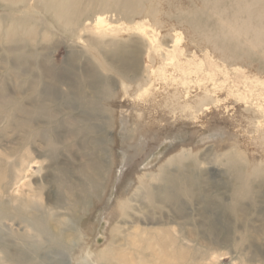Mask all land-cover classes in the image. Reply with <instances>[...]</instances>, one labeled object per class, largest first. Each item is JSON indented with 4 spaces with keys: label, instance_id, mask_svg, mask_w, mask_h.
<instances>
[{
    "label": "rangeland",
    "instance_id": "1",
    "mask_svg": "<svg viewBox=\"0 0 264 264\" xmlns=\"http://www.w3.org/2000/svg\"><path fill=\"white\" fill-rule=\"evenodd\" d=\"M44 1L23 0L24 4L8 7L3 0H0V17L4 16L3 13L6 17L7 12L18 15H33L41 10L38 13L39 16L47 20L43 27H38V29L46 31L45 28L49 27L50 35L41 33V36L47 35L46 38L51 39L48 41L52 42L47 43V45L51 44L52 47L49 49L51 51L48 50L50 53L49 60L60 74L59 82L50 86L52 92L56 94L58 102L67 103L63 92L71 89L76 91V77L74 75H82L84 72V74L94 73L99 76H96L95 85L103 88L107 83L108 88L113 91V95L106 102L104 114L100 118L85 115L87 123L94 125V132L87 136L82 134L72 136L69 127L60 125L59 122L50 125L44 118L37 121V128L45 129L49 126L50 129H54L57 138L56 151L54 154L52 153L42 136L33 139L30 146L31 160L36 162L30 163L22 181L13 185L8 191L0 193V198L5 202L13 203L15 197H20L25 192L37 187L42 196L39 205L44 220L43 232L32 233L25 223L18 222L16 224L6 220L0 223V258H2L0 264H9L10 258L16 260V264H99L95 256L105 245L111 243L115 247L129 246L127 236L136 234L137 228L155 229L159 226H166L165 223L176 226L177 222L183 221H187L185 222L187 226L181 228L180 232L186 233L187 238L192 235V232L190 235V231H193L194 236L199 233L197 241L191 242V245L198 244L200 246L203 244L204 237L210 233L218 237L222 245L221 251L224 254L216 258V264H236L239 261H243L244 264H264V183L259 187L258 181L255 182L254 203L246 201L244 205L238 207L239 209L232 207L231 209H224L222 204L205 207L206 205L203 203L207 195L214 194L220 199V203L232 204L234 201L232 180L234 172L232 167L235 164L246 167L250 163H258L264 172V151H260L258 147L261 143L252 140V136L256 134L254 127L249 125L245 118L242 119L243 116L248 115L249 111H252V105H243L231 95L227 96L229 92L235 91V88L240 86L242 92L250 97V101L255 103L263 99L259 95L261 87H255L253 93L246 88V85L253 86L256 84L253 78L258 77L264 81V34L261 39L262 43L253 46L244 44L247 39L253 36L254 29L259 28L264 23V19L239 10L242 4H254L253 0H138L139 8L134 13L121 9L118 0H92V2L81 0V8L84 9L89 6V9L77 16L71 31L68 32L58 23H54L55 21L48 16ZM262 6L264 7V1L254 5L253 8L260 9ZM102 13L114 25H120L119 29L122 32L119 31L117 36L113 35L112 37L126 40L125 42L128 44H133L131 41L138 40L140 35L138 32H128L127 25L134 26L143 22L159 32L161 39L167 41L169 47L173 45L171 34H183L182 43L184 47L189 46L193 49V51H189V49L186 51L187 57L190 59L189 62L195 59L194 53H196L197 59L204 60L208 69L213 71L212 68L214 67L216 70V75H218L215 77L216 86L214 87V84L210 82V87L218 89V95L221 98V102L217 107L214 105L213 110L199 112L198 119L180 111L163 115L160 113L158 117L153 118L155 124L151 128L155 129L156 136L160 134L162 137L175 135L177 132L183 131L184 139H177L173 144H169L170 146L168 144L158 146L155 155L152 154L143 166L135 164L129 170L130 176L127 177L126 183L124 182L122 189H119L117 193L115 188L113 194H111L113 185L118 183L117 179L121 170V166L118 164H120L122 138L116 120H120L118 112L122 100L124 101L123 87L124 83L128 84L129 91L132 92L138 84L145 83L147 55L146 52L142 55L143 63L142 67L139 68V77L130 80L118 70L117 64H114L110 59L112 58L111 55L106 58L101 50L90 47L89 37L97 33L93 28L86 29V25L89 21V24H94L96 16ZM7 19L9 20L6 17L5 20ZM247 23L251 32L249 34L241 33L239 40L233 35L225 34L226 31L223 32L225 25L232 24L235 27H240ZM187 25H190L197 32H208L218 36L217 41L220 44L224 42V45L231 50L240 63L232 61L226 63L216 52L196 44L188 37ZM40 41L46 45L47 40L45 38L41 37ZM207 51H210V54ZM72 53H76L74 58H71ZM238 68L243 71V74L238 72ZM96 72H99L100 75ZM4 73L5 70L0 66V82L8 83L9 81L4 78ZM245 74L252 78L247 79ZM190 75L196 81L197 77L194 72H191ZM200 76L202 78L205 74L201 73ZM155 82L157 86L161 87V81ZM84 90L92 95L93 89L91 87H85ZM11 91L20 96L16 92L18 91L16 87L9 82L6 92L9 94ZM253 95L254 97H252ZM75 104V101L68 103L69 108L64 109L65 114L60 117V120H70L69 114H80L81 111L74 107ZM17 118L20 119V117ZM215 131H219V134H215ZM93 137L101 138L102 141L93 144L91 143ZM84 138L87 142L83 143ZM22 145L23 136L20 128L11 127L5 118L0 119V150L6 153L20 149ZM94 145L99 146V155L103 156L106 168L99 181L97 194L93 195L91 191V196L86 198L81 210L73 212L69 209L71 205L68 195L65 193L63 195L58 187L59 178H64L75 186L80 185L81 181L78 177L77 168L88 162L85 155L94 148ZM182 145L191 148L192 155L197 157L196 169L194 166L181 169L178 165L170 166V168L175 173L183 172L184 178L199 177L200 185L203 187L200 198L191 200V198L184 196L182 200L177 202L166 201L161 203L160 201L157 204L159 210L154 215H149L146 212L147 209H143L140 202H135L139 207V211L135 213L137 218L141 219L138 223H135L132 218L124 220L122 217H117L113 211L108 214L106 222L100 223L98 221L106 209L110 210L111 207V210H114L117 201L116 195L119 196L120 193L125 196L133 195L136 184V179L133 178L135 177L134 172L136 173L139 169L152 170L156 168L171 153L179 151L183 147ZM230 159L231 172L227 170L226 164ZM189 160L186 163H190ZM261 170H259L260 173ZM116 174L118 176L115 178ZM62 197L63 202L61 201ZM113 199L115 200L114 204ZM180 209L185 211L183 216L187 213L191 218L189 220L179 219V216L182 215L179 212ZM146 215L155 218V220L149 222L146 220ZM124 221L127 223L124 224ZM116 225H122V232L112 233V227ZM11 228H17L18 234L25 235L24 237L27 239L22 241L19 238L9 237ZM178 229L179 227L176 226V229L170 230ZM245 234L246 237H250L249 240L243 237ZM130 246L142 251L140 245L130 244ZM203 246L206 245L203 244ZM176 248L179 249L180 247L176 246ZM181 251L185 255L187 254L186 251ZM147 252L150 253L151 251ZM147 252L142 254L144 264H153L155 260ZM174 256H170V260H168L170 264L172 262L185 264L187 261L184 258L179 259V255L174 254ZM128 257L133 264L139 263L140 256ZM167 258H161L157 263L164 264ZM104 264L115 263L111 258Z\"/></svg>",
    "mask_w": 264,
    "mask_h": 264
},
{
    "label": "bare ground",
    "instance_id": "2",
    "mask_svg": "<svg viewBox=\"0 0 264 264\" xmlns=\"http://www.w3.org/2000/svg\"><path fill=\"white\" fill-rule=\"evenodd\" d=\"M3 1L8 7L23 3V0ZM137 1L118 0L120 3L119 7L126 9L129 13H134L139 8ZM262 1L264 0H253L254 4H242L239 10L251 16L255 15L264 19V7L262 6L260 9L253 8L254 5H258ZM44 2L46 3H44V6L47 9L48 16L55 21L54 23H58V25L65 28L67 32L71 31L77 16L89 9V6L84 9L81 8V0H45ZM107 4L110 5L108 2ZM39 12L33 15H18L7 12L6 17L9 20H5L4 13V16L1 15L2 17H0V66L5 70L4 78L6 81L11 82L18 90L16 91L18 95H20L17 96L12 91L7 94L9 82H0V119L5 118L11 127L20 128L23 136V145L20 149H13L14 151L6 153L0 150V193L8 191L13 185L22 181L24 173L27 172V166L32 162H36L31 160L30 146L31 141L37 136H42L52 153H55L57 138L54 134V129H50L49 126L45 129L37 128V121L40 118H44L50 125L59 122L60 125L69 127V132L72 136L80 134L87 136L94 132V125L87 123L85 115L100 118L104 114L106 102L113 95V91L108 88L107 83L103 88L95 85L97 75L94 73L84 74V72L82 75H74L76 77V91L71 89L63 92L67 103L58 102L57 96L52 92L50 86L59 82L60 74L49 60L50 53H48V50L52 48L51 44L47 45L48 42H52L48 41L51 39L46 38L51 33L49 27L45 28L46 31L38 29V27L42 28L47 20L44 17H40ZM89 22L86 25V29L93 28L97 33L96 35L93 33L92 36L90 35V47L101 50L106 58H109V55H111L112 58L110 59H112L114 64H117L118 70L130 80L139 77V68L142 67L143 63L142 55L144 52L147 55L145 65L147 76L144 78L145 83L138 84L137 88L133 89L132 92L129 91L128 84L124 83L123 87L124 101L122 100L118 112L120 120H116L120 127L122 138L120 164H118V166H121V170L119 171V176L118 174L115 175V178L118 176V183L113 185L111 192L113 194L115 188L116 193L119 189H122L127 177L130 176L129 170L135 164L143 166L152 154L155 155V150L159 148L158 146L173 144L177 139H184L183 131H179L175 135H165L163 136L164 138L162 134L156 136L155 129L151 128L155 124V121L153 122L152 120L153 118L158 117L160 113L163 115L180 111L183 114L192 116L194 119H198L199 112L211 111L215 106L219 105L221 102V98L218 95L219 90L210 87V82L214 84V87L216 86L215 77L218 75H216L217 72L213 66H211L213 67L212 71L206 67L203 59V61L198 60L196 53H194L195 59L189 62L190 59H188L186 51L187 49L193 51V49L189 46L184 47L182 43L183 34H171L173 45L169 47L168 42L161 39L159 32L151 28L146 22H143L134 26L127 25L128 32L134 31L140 35L138 40L131 41L133 44H128L125 42V38V41H123L112 37L113 35H118L120 25H114L104 16V13L96 16L94 24H89ZM186 27L188 37L196 44L216 52L226 63L229 61L240 63L231 50L224 45V42L220 44L217 41L218 36L208 32H197L190 25ZM254 30L252 32L253 36L250 39H245L244 44L253 46L262 43L264 23ZM223 32L230 36L233 35L239 40L241 33L249 34L251 29L248 23L240 27L228 24L223 27ZM41 33L47 35L41 36ZM41 37L47 40L46 45L41 43ZM207 53L210 54V51H207ZM75 55L76 53H72L71 58H74ZM237 70L240 74H243L241 69L238 68ZM191 72H194V75L197 77L196 81L191 78ZM201 73L205 74L202 78L200 76ZM96 74L100 75L99 72H96ZM245 77L247 79L252 78L247 75ZM253 79H255L256 84L253 86L246 85V88L253 93L255 87H261L259 91L260 97L263 98L261 101H256L255 103L250 101V97L245 95V92H242L240 86L235 88V91L229 92L227 96L231 95L238 103H243V105H252V111H249L248 115L243 116L242 119L245 118L249 125L254 127L256 134L252 136V140L256 143H261L258 147L260 151H264V81L258 77ZM155 81H161V87L157 86ZM85 87L93 89L92 95L86 93ZM74 101L76 102L74 107L81 111L80 114H69L70 120H60V117L65 114L64 109L69 108L68 103ZM17 117H20V119L18 120ZM215 134H219V131H215ZM99 141L101 142L102 139L96 137L91 139V143L93 144L100 143ZM84 142H87L85 138L83 139ZM191 151V148L183 146L176 153H171L167 156L156 168L152 170L139 169L136 173L134 172L135 177L133 178L136 179V184L135 189H133V195L125 196L123 193H120L119 196L116 195L115 199L117 201L114 210H111V207L110 210L106 209L98 221L100 223L106 222L108 214L113 211L117 217H122L124 220L132 218L135 223H138L141 219L137 218V214L135 213L139 211V207L135 202H140L143 209H147L146 212L149 215H154L159 210L157 204L160 201L161 203H165L166 201L177 202L182 200L184 196L191 198V200L200 198L203 191V187L200 185V178H193L192 176H190L191 178H184L185 174L183 172L179 171L175 173L170 168V166L178 165L181 169L191 166H194L196 169L198 160L196 156L192 155ZM99 152V146L94 145V148L85 155L88 162L77 168L78 177L81 181L80 185L75 186L71 184L72 182L69 183L68 180L59 178L58 187L63 195L64 193L68 195L71 205L69 209L73 212L81 210L86 198L90 197L91 193L96 195L99 190V181L106 168L105 160H103L102 155H99ZM188 159H190V163H186ZM226 164L227 170L231 172V159ZM260 168L261 165L254 162L248 164L246 167L235 164L232 167L234 172L232 179L234 201L232 204L220 203L217 195L211 194L207 195V198L203 200V203L206 205L205 207L222 204L224 209H231V207H241L246 201L254 203L255 182L258 181L259 187L264 183V172ZM259 170L262 172L260 173ZM36 188L27 191L28 193L25 192L20 197H15L16 199L13 203L5 202L0 198V223L5 222V220L16 224L18 222L25 223L32 233L43 232L44 220L39 205L42 196L38 188ZM61 201L63 202V197ZM114 203L115 200L113 199ZM179 212L182 214L179 216V219L184 218L189 220L191 218L187 213L183 216V213H185L183 209H180ZM149 215H146V220L149 222L153 221V219L155 220V218ZM185 222L187 221L177 222L176 226L179 229L175 231L170 230L176 229L175 224L171 225L170 223H165L166 226H159V228L155 229L147 227L137 228L136 234L127 236V242L132 245H140L142 251L131 247L130 244L126 247H115L109 243V245H105L96 254V261L99 264H104L112 258L115 264H133L128 256L138 255L140 256L138 264H144L142 254L151 251L150 253L147 252V254H150L154 258L155 262L153 264H158L157 262L165 257L169 259L167 258L164 264H170L168 260L174 254L179 255V259H187L185 264H216V258L224 254L221 251L222 245L218 237L210 233V235L207 234L202 240L206 246H203V244H200V246L198 244L191 245V242L197 241L199 233H195L196 236H194L193 231H190V235L191 232L192 235L190 238H187L186 233L182 234L180 232L181 228L187 226ZM123 223L126 224L127 221ZM16 230L18 231L17 228H11L8 236L25 241L27 237H24L25 235L23 234H18ZM117 232H122V225L112 227V233L116 234ZM243 237L247 240L250 239L249 236L246 237V234ZM176 246L180 248L178 249ZM181 250L186 251L187 254L185 255ZM8 261L10 262L9 264H16V260L11 258ZM172 264L177 263L172 262ZM236 264H244V262L239 261Z\"/></svg>",
    "mask_w": 264,
    "mask_h": 264
}]
</instances>
